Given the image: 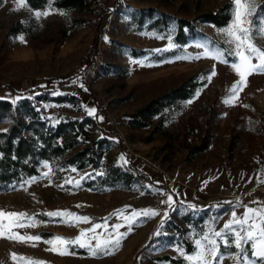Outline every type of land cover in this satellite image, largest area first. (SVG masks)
<instances>
[{"label":"rangeland","instance_id":"obj_1","mask_svg":"<svg viewBox=\"0 0 264 264\" xmlns=\"http://www.w3.org/2000/svg\"><path fill=\"white\" fill-rule=\"evenodd\" d=\"M25 3L4 0L0 7V98L9 96L16 102L48 91L53 96L87 95L85 102L80 99L76 104H42L43 113L53 123L67 117L93 118L95 136L108 140L111 163L130 168L141 180L132 191L90 189L85 184L95 178L94 171L70 169L56 179L45 164L40 176L0 193V209L35 217V227L14 230L40 237L36 242L0 238V264H26L27 259L44 264H173L154 260L164 255L195 264L186 256L197 255V240L206 243L203 236L222 231L233 212L240 217L247 208L264 207V106L257 103L264 98V74L250 75L234 104L226 103L239 80L231 65L239 60L230 37L211 24L200 25L202 35L181 54L153 61L154 56L175 50L178 19L193 20L204 11L233 4V20L222 29L230 27L234 0H173L166 6L158 0H93L85 15L66 14L50 5L34 10ZM256 5L250 17L253 40L264 46V33L259 31L264 28V0H256ZM151 8L173 18L167 32L145 30L157 15L146 19L144 31H135L133 16ZM18 22L30 32L9 35ZM90 43L96 44L101 58L96 82L87 90L75 77L74 67ZM132 48L147 53L133 57ZM213 69L216 75L209 81ZM196 75L206 84L192 100L165 111L149 127H129L140 109ZM100 102H108L109 114L123 119L120 128L105 127L107 116L97 113ZM7 123L0 124V131ZM117 210L124 215L152 210L158 215L139 216L129 230ZM58 211L89 220L70 223V218L47 215ZM96 225H101L96 234L103 237L124 225L119 232L126 233L125 238L112 254L93 256L89 248L70 244L65 246L69 254L61 255L46 243L54 237L74 240L82 232L91 236ZM185 242L194 247L191 253ZM96 243L93 240L92 246ZM235 249L224 253L223 264H237L232 257L240 249Z\"/></svg>","mask_w":264,"mask_h":264},{"label":"trees","instance_id":"obj_2","mask_svg":"<svg viewBox=\"0 0 264 264\" xmlns=\"http://www.w3.org/2000/svg\"><path fill=\"white\" fill-rule=\"evenodd\" d=\"M30 8L44 10L49 5L56 11L78 14L90 13L93 0H26ZM148 2L153 0H138ZM161 5H168L173 0H158ZM4 0H0V7ZM233 4H226L214 11H204L193 20H176V32L173 42L175 50L162 52L154 56L153 61L161 62L181 54L187 44L202 35L200 25L211 24L216 29L227 27L233 20ZM157 18L145 28L146 31L157 33L167 32L173 18L156 9H148L133 16V22L138 26L135 31H144L147 18ZM79 20H74L80 23ZM30 32V28L18 22L13 24L8 31L9 35H21ZM133 57L145 55L147 52L131 50ZM196 75L171 90L164 96L154 99L140 109L130 120L129 127L143 129L162 116L165 111L180 107L192 100L198 88L206 84V80ZM80 102L76 95L53 96L52 92H43L33 98H23L16 102L0 99V124L7 123L6 130L0 131V193L8 192L24 184L28 179L38 177L41 169L48 164L53 173L60 179L70 169L79 172L94 171V179L86 183L90 189L120 187L132 191L134 185L141 177L130 168H122L111 163L108 159L109 149L107 139L98 138L93 130L95 121L91 117L64 118L58 123L43 113L42 104L45 103H70ZM99 170L101 175L96 174ZM199 223V220L196 221ZM186 250L191 253L194 247L185 242ZM223 253H232L236 249L221 248ZM156 261H169L173 264H183L184 260L175 259L170 255L158 256Z\"/></svg>","mask_w":264,"mask_h":264},{"label":"snow or ice","instance_id":"obj_3","mask_svg":"<svg viewBox=\"0 0 264 264\" xmlns=\"http://www.w3.org/2000/svg\"><path fill=\"white\" fill-rule=\"evenodd\" d=\"M21 6H26L25 0H17ZM235 3V18L230 27L221 29L220 31L230 37L229 43H234L236 47L235 55L239 62L233 63L231 66L239 76V80L230 89L229 98L225 101L228 104H234L238 99L239 92L247 85V78L252 74H264V46H257L253 40L252 22L250 17L254 14L256 8V0H234ZM41 13H37L40 15ZM264 33V28L259 30ZM256 61L255 63L253 61ZM215 69L207 77L210 81L212 76H215ZM95 109L90 110V114L94 113ZM102 119V118H101ZM47 175V173L45 174ZM167 203H172V198L169 197ZM49 216H58L70 218V223L87 222L88 217L76 216L70 212H53L47 213ZM116 215L127 222V227L130 230L137 218L141 215L154 216L158 215L155 211L148 210L144 212H133L131 215H124L123 212L117 210ZM27 221V223L25 222ZM36 221L34 216H29L25 212H9L0 209V238H7L19 242H36L40 240L38 236L21 235L14 229L25 227H35ZM124 225H117L115 234H109L103 237L96 234V228L101 225H96L91 231L93 235L88 236L87 233H81L74 240L65 237H54L46 243L52 245L51 251L58 252L61 255L69 254L66 245L75 244L80 247L89 248L90 253L95 256L98 253L112 254L121 245V241L125 238L126 233L119 232V228ZM97 243L92 246V241ZM203 243L197 240L196 244L199 247V252L195 257L192 255L186 256L188 261H195V264H223L224 253L221 248L227 249L234 246L240 249V254L233 256L237 264H264V207L247 208L242 216L237 217L236 213L231 214V219L225 223L222 231H213L211 236H203ZM248 244V247L243 245ZM59 245V247L57 246ZM35 246V243H33ZM179 251V249H178ZM251 253V256L245 253ZM183 255V253H181ZM254 258V259H253ZM13 259H17L13 254ZM26 264H44L43 261L26 260Z\"/></svg>","mask_w":264,"mask_h":264},{"label":"built area","instance_id":"obj_4","mask_svg":"<svg viewBox=\"0 0 264 264\" xmlns=\"http://www.w3.org/2000/svg\"><path fill=\"white\" fill-rule=\"evenodd\" d=\"M96 44L90 43L82 56L81 62L74 67V74L81 85L89 90L94 86L100 67V55L97 53ZM99 115H106L104 125L107 129H117L123 125V119L119 116L109 114V103L100 102L97 108Z\"/></svg>","mask_w":264,"mask_h":264},{"label":"crops","instance_id":"obj_5","mask_svg":"<svg viewBox=\"0 0 264 264\" xmlns=\"http://www.w3.org/2000/svg\"><path fill=\"white\" fill-rule=\"evenodd\" d=\"M79 97H80V99H81L83 102H85V101H86V97H87V95H80ZM0 99L8 100V101H13V100H14L13 97H9V96H5V97H2V98H0ZM87 102H88V101H87ZM257 103H258L260 106H264V98L262 97V98L258 99V100H257Z\"/></svg>","mask_w":264,"mask_h":264}]
</instances>
